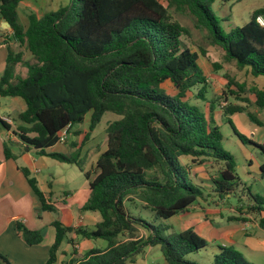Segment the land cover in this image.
I'll return each instance as SVG.
<instances>
[{"label":"trees","instance_id":"obj_1","mask_svg":"<svg viewBox=\"0 0 264 264\" xmlns=\"http://www.w3.org/2000/svg\"><path fill=\"white\" fill-rule=\"evenodd\" d=\"M20 1L0 0V20L9 23L12 38L33 60H23L22 50L7 46L0 96L24 100L26 107L18 114L19 138L39 155L76 165L89 180V197L80 209L100 215L94 228L54 219L55 237L43 264H55L60 244L69 234H73L70 243L78 237L101 239L106 247L89 249L67 264H128L148 246H158L166 264H254L232 246L218 247L207 259L203 237L192 228L173 230L163 222L204 196L203 182L190 167L211 162L218 165L210 175L212 192L220 198L236 197L241 205L238 213H255L264 228V195L241 181L235 157L221 144L223 135L213 115L217 99L210 100L209 114L191 101L193 87L195 99H207L208 72L222 65L202 63L205 51L196 52L183 42L189 31L170 10L185 13L196 27L206 28L225 61L249 69L253 76H264V28L256 22L257 16H264V7L226 32L211 9L215 0H76V5L72 0L40 16L30 13L27 27L19 20ZM17 64L27 68L25 76L16 73ZM225 77L227 86L218 99L240 97L242 84ZM254 93L257 105L263 107L264 90L254 88ZM223 111L246 112L264 125L241 105L229 103ZM106 112L119 118L105 129L106 147L96 159L93 176L84 169L81 157L88 135L71 153L47 150L59 142L61 131L68 133L72 125L83 123L87 113L91 132ZM227 121L242 142L253 144ZM258 147L264 154L263 146ZM3 150L5 157H14L6 142ZM185 157L189 162H183ZM259 170L264 179V161ZM21 171L39 199L40 211H54L36 179L26 168ZM244 191L246 201L241 199ZM127 202L150 210L153 221L134 214ZM18 228L28 245L41 242L40 230ZM188 254L200 260H188ZM0 264H8L2 255Z\"/></svg>","mask_w":264,"mask_h":264},{"label":"crops","instance_id":"obj_2","mask_svg":"<svg viewBox=\"0 0 264 264\" xmlns=\"http://www.w3.org/2000/svg\"><path fill=\"white\" fill-rule=\"evenodd\" d=\"M51 1H20L17 11L21 24L27 27L28 15L30 13H34L37 16L42 15ZM19 7H22L21 9H24L26 13L22 15ZM58 7L51 10H56ZM20 15L26 18V23L22 22ZM7 46H10L15 51L22 50L23 60H33L31 54L25 48H19L17 42L12 38L11 29L5 26L1 19L0 77L6 64ZM16 73L23 77L27 73V68L22 64H17ZM260 89H264V87L260 85ZM239 104L242 106V103ZM25 107V102L20 97L0 96V255L8 260V264H43L49 257V250L55 237V230L52 226L54 219H59L64 225L68 226L94 228L100 220V215L95 211H81L80 209L89 197V180L84 176L83 172L79 170V174H74L73 172L63 173L62 170L66 168L65 164L69 163H61L50 157L39 155L35 149L19 138V128L22 124L18 120V114ZM249 112L264 123V119L261 117L264 113H261L260 110ZM240 114L245 115L244 118L239 116ZM89 117L90 113H87L83 122L86 123V127L74 128V125H72L67 135L71 133L73 139L68 140V136H66V140L62 143L68 144L67 152L71 153L79 147L83 138L88 135L87 140L81 148V157L84 158V169L90 170L91 176H93L96 159L106 147L107 136L99 143V134L104 132L106 128L100 133L96 132V129L88 132ZM229 119L232 123L233 120H236L242 130L240 134L253 143L242 142L244 147L248 149V152L245 150L242 153L243 164L241 165V169L244 177L238 174L241 181L253 191L252 183L248 182L254 180L262 182L264 180L259 170V165L264 161V154L256 152V149L261 151L258 146L262 145L264 132L256 133L255 136L258 140L254 141L248 137V131L245 128L246 124L243 122L253 123L259 127L264 125H258L252 121L246 112L233 113L229 116ZM1 120L7 123L9 128H6ZM108 122H111V119ZM28 136H34V133H29ZM4 142L7 143L10 152L14 155L13 158L5 157L3 150ZM59 143L61 142H57L47 150L59 152L56 150L59 147ZM253 152H256L255 154L259 156L257 158L253 157ZM21 168H26L30 172V177L36 179L39 189L50 199L47 200L53 205L54 211H40L39 199L32 191ZM249 169L254 170L255 173ZM210 175L211 173H206L205 176L194 175V177L203 182L205 188L204 196L191 204L186 210L180 211L170 219L176 218V230L192 228L196 233L198 231L202 236L206 237V246L203 253L207 259L212 258L218 251V247L232 246L244 256L250 257L251 262L256 264V256L260 254L264 255V228L258 225V216L256 219L250 220L247 218L246 221L238 220L237 217L248 216L250 214L236 215L238 213L237 208L239 207L236 197H234L235 201H232L228 197L220 198L213 193L209 185ZM253 192L256 193L255 191ZM78 194H82L83 196L80 201L75 199ZM261 195H264V193H261ZM57 196L60 197L58 198ZM225 203H228L229 206L227 204L224 205ZM261 215H264V211H262ZM244 222H248L250 225ZM169 226L172 229L174 228L171 225ZM18 227L40 230L42 234L41 242L28 245L23 240ZM70 237H73V234H69L61 242L55 264L65 263L62 261L66 255L65 251L70 256L72 246H79L81 249L87 248L85 252L93 248V245L82 246L78 240L80 237L75 238L74 243H70L68 240ZM99 243L102 245L100 246L102 249L106 247L104 242ZM157 249H159L158 246L146 247L143 253H139L136 257L138 260L137 264H156ZM80 250L75 252L77 255L83 256L84 253H81ZM164 262L162 264H165Z\"/></svg>","mask_w":264,"mask_h":264},{"label":"rangeland","instance_id":"obj_3","mask_svg":"<svg viewBox=\"0 0 264 264\" xmlns=\"http://www.w3.org/2000/svg\"><path fill=\"white\" fill-rule=\"evenodd\" d=\"M70 1L72 0H52L51 3L46 7V9L44 11L47 10H51L54 9L60 5H66L68 4ZM75 5H76V0H73ZM260 7H264V0H215L213 2V4L211 5V9L213 11V13L218 17L219 22L221 27L226 31H230L231 29H234L237 26L242 25L243 23H245L246 21H248L250 19L251 13L253 10L260 8ZM22 7H19L20 13L23 15L26 13V11L24 9H21ZM172 17L179 21L183 26H185L188 31H189V35H184L183 36V42L192 47L196 52H199L201 49H203L205 51V56H207V58L205 57H201L202 63L203 64H208L210 62H219L222 65V69L212 72L209 71L208 74V90L206 93V100H201V99H195L194 98V92L196 91V87H193L192 91L193 94H191L192 96V102L201 106L206 113H210V100H216L215 102V109L213 111V115L214 118L216 119L217 123H219L223 138L221 141V144L223 146L224 149L228 150L231 154H233V156L236 159L237 162V173L241 175V177H244V175L242 174V169H241V165L243 164V159H242V153L245 152V150L248 152V149H246L242 143V141L237 137V135L235 134L233 128L231 127L230 123L227 122V119L229 118V116L231 114H226L223 109L224 107L229 104H237V105H241L239 103H242V106L245 107L246 111H252L255 112V110H260L261 113H264V106H258L256 103V94L254 93V88L258 89V90H264V89H260V85L264 87V77L262 76H253L249 69L247 68H238L235 64L230 63L225 61L224 59V53L223 50L216 46L211 44L210 40H209V33L208 30L204 27L202 28H198L195 26L194 20L192 17H190L189 15L182 13V12H177L174 10H170ZM22 22L26 23V18H23L20 15ZM225 74L229 75L230 77H232L234 80H236L238 83L242 84L243 86V92L240 93V97L244 98L245 100L242 101L240 99V97H235V96H228V100L225 101L224 99L220 98L218 99V97L220 96V94L222 93V90L226 89L227 86V78L225 77ZM231 88L236 89L234 86H231ZM244 104V105H243ZM263 108V109H262ZM256 114V113H255ZM239 116H241L242 118H244L245 115L240 114ZM262 119H264V115L261 116ZM119 116L112 113V112H106L104 113L100 123L97 125L96 132H101L103 129H105L107 127V125L110 123L108 122L109 119H111V121L118 119ZM245 125V129L246 131H248V137L253 139L254 141H257L258 138L255 136L256 133H262L264 132V126H257L253 123H246L243 122ZM86 123H81V124H75L74 128L78 127V128H83L86 127L85 125ZM233 126L234 129L237 132H241V128L238 125L236 120H233ZM254 134V135H253ZM68 136V140L73 139V135H71V133ZM106 136L105 131L101 132L99 134L98 137V141L99 143L102 142V140L104 139V137ZM249 147V146H248ZM67 148H68V144H64V143H59V147L56 149L59 152L62 153H69L67 152ZM256 152H258L259 154H262L260 150L256 149ZM256 152H253L252 155L253 157L257 158V156H259L258 154H255ZM190 158L189 157H185L183 158V162H189ZM55 162V161H52ZM57 164V163H54ZM66 168L62 170V172L64 173H74V174H79V169L77 166L73 165V164H65ZM218 168L217 164L211 163V162H207L204 163L202 165H197V164H192L190 167V171L193 175L198 174V176H205L206 173H211L213 174L216 169ZM250 171H252L251 169H249ZM252 172L255 173V171L253 170ZM253 174V173H252ZM263 180V179H262ZM248 183H252V189L253 191H255L256 193H264V180L262 182L258 181V180H254V181H250ZM248 185V184H247ZM58 193L61 194L60 191H58ZM58 195V194H56ZM244 195L245 196H241L243 201H246V191H244ZM62 196V195H61ZM58 198L60 196H57ZM83 198L82 194H78V196L75 198L78 201H80ZM229 200H234V197H228ZM241 201L242 204L246 205L245 202ZM237 203V202H235ZM139 204V203H136ZM135 203H131V202H127L126 206L136 215H141L143 218L149 220V221H153L154 219V215L150 210H145V209H141L140 205H137V207L135 208ZM229 206L228 203H225L224 205ZM239 206H241L239 204ZM245 208L243 207V210ZM236 215H241L239 213H236ZM258 215H256L255 213H251L248 216H244L246 219L249 218L251 219H256ZM242 221V220H240ZM163 222L166 225H171L173 226L174 230L177 229V225H176V218L174 219H170V220H163ZM249 224L248 222H244ZM243 223V224H244ZM250 225V224H249ZM197 231V230H196ZM142 232V231H141ZM198 235L201 237H204L203 239L206 241V237L202 236L198 231H197ZM79 242L81 243L82 246H86V245H90L93 248H98V249H102V246L99 242H104L106 244V242L104 240L101 239H85V238H79L78 239ZM101 240V241H100ZM95 246V247H94ZM106 246V245H105ZM81 248L79 246H72V250H71V255L68 256L67 255V251H65L66 255L64 256V258L62 259V261H64L65 263L63 264H67L69 262V260L71 258H81L82 255H77L76 252H78V250H80ZM87 248H82L80 250L81 253H85V250ZM237 250V249H236ZM76 251V252H75ZM143 253V250L140 252ZM157 258H156V264H162L164 261L162 259V255L159 251V249H157ZM139 255V254H138ZM136 255L135 258L128 262V264H137L138 260L136 259V257L138 256ZM195 257L194 254H188L186 256V258L188 260H193ZM248 261L251 262L250 257L248 256H244ZM198 260H200V258L197 256L195 257ZM202 261V260H201ZM256 264H264V255L260 254L258 256H256L255 259ZM165 263V262H164ZM166 264V263H165ZM205 264V263H203Z\"/></svg>","mask_w":264,"mask_h":264},{"label":"built area","instance_id":"obj_4","mask_svg":"<svg viewBox=\"0 0 264 264\" xmlns=\"http://www.w3.org/2000/svg\"><path fill=\"white\" fill-rule=\"evenodd\" d=\"M256 22L264 28V16L259 15L256 17ZM66 136H67V132L66 129H64L63 131H61L60 135H59V142H64L66 140ZM262 146L264 148V140L262 142Z\"/></svg>","mask_w":264,"mask_h":264},{"label":"water","instance_id":"obj_5","mask_svg":"<svg viewBox=\"0 0 264 264\" xmlns=\"http://www.w3.org/2000/svg\"><path fill=\"white\" fill-rule=\"evenodd\" d=\"M2 21L5 24V26H7L8 28H10L9 23L6 20L2 19Z\"/></svg>","mask_w":264,"mask_h":264}]
</instances>
